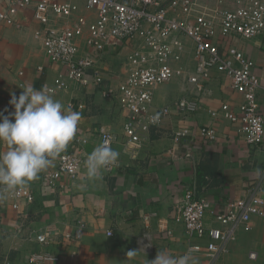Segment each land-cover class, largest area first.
<instances>
[{"label":"crops","instance_id":"crops-1","mask_svg":"<svg viewBox=\"0 0 264 264\" xmlns=\"http://www.w3.org/2000/svg\"><path fill=\"white\" fill-rule=\"evenodd\" d=\"M56 1L74 3L79 8L75 16L94 20L93 13L85 9V0ZM62 24L58 21L55 26ZM38 28L32 6L19 13L14 23L0 22V112L4 115L14 112L9 103L13 93L18 97L22 88L29 85L38 90L46 88L59 71L58 66L47 61L40 43L34 39L33 33ZM85 38L86 33L79 40L81 55L86 50ZM183 41L186 49L180 66L187 75L194 71L195 63L192 44ZM228 43L253 60L255 73L264 81L263 38ZM136 46V42L124 40L101 53L98 65L106 77L104 88L110 85L115 88L126 78L127 57ZM164 85L154 89L156 106L171 104L189 94L196 98L198 109L189 116H170L153 128L135 159L121 152L126 113L115 100L102 96L103 87L84 88L71 83L54 94L66 108L70 104L72 110L82 114L78 132L85 143L68 145L65 152L79 148L87 157L98 145L100 132L107 131L116 138L113 149L119 152V166L111 172L104 170L103 178L97 181L86 177L83 166L76 179L63 177L52 189L42 185L43 171L23 186L32 190V204L14 209V201L8 196L0 200V264H27L29 255L42 249L59 258L56 264H147L158 251H167L174 257L185 252L183 226L175 218L186 189L193 187L214 208L248 196L257 184L258 194L264 198V140L257 147L248 146L238 124L221 116L213 118L209 113L218 111L224 103L237 111L243 102L242 96L230 88L229 80L213 72L199 94L188 84L186 76ZM258 99L264 114L263 89L258 91ZM203 127L214 130L215 143L201 139L199 131ZM179 131H185L187 136L175 140ZM10 147L0 142V152ZM58 158L46 171L56 168ZM149 213L154 215L147 223L144 217ZM78 222L85 224L80 240L62 243L64 234L71 232ZM108 230L113 232L112 236L106 235ZM167 230L172 231V237H165ZM40 231L57 234L61 244L41 247L34 240L25 239ZM237 237L229 245L228 253L221 255L215 264L264 261V226L260 219L253 220L251 231L241 230ZM252 252L256 254L254 260L248 257ZM198 261L204 262L199 258Z\"/></svg>","mask_w":264,"mask_h":264},{"label":"built area","instance_id":"built-area-1","mask_svg":"<svg viewBox=\"0 0 264 264\" xmlns=\"http://www.w3.org/2000/svg\"><path fill=\"white\" fill-rule=\"evenodd\" d=\"M39 24L34 31L47 61L59 67L50 86L45 89L54 95L73 83L84 88H102L105 99L115 100L126 113L123 126L122 154L135 159L153 128L168 117H182L198 109L196 98L189 94L162 106L154 104V89L175 78L186 76L190 86L202 93L213 72L224 75L230 88L242 96L243 102L235 111L228 103L218 111H209L211 117L221 116L240 126L245 143L257 147L264 140V114L261 112L258 91L264 90V81L256 72L253 60L230 40H264V0H85V9L94 15L93 21L75 16L78 6L72 2L56 0H0V22L14 23V18L29 7ZM61 21L62 26L55 24ZM85 38V53L80 54L79 40ZM190 42L193 48L194 71L185 74L180 66L181 57ZM134 41L136 48L127 57V75L115 88H104L106 77L98 62L101 53L119 41ZM38 70H42L41 67ZM83 108L82 104L78 105ZM71 108V105H68ZM200 136L215 143L213 129L203 127ZM185 131L175 133V140L186 137ZM77 132L69 146L85 143ZM107 142L112 148L115 136L107 131L99 134L98 145ZM62 153L54 170L41 174L42 185L54 188L63 177L74 180L84 165L86 156L81 150ZM119 166H111V172ZM259 185L253 186L248 196L229 201L222 208H214L205 197L198 196L193 187L186 189L183 201L177 208L175 221L183 226L187 248L199 264H215L221 255L228 253L229 245L237 240L239 231H251L253 220L260 219L264 226V198ZM14 201L13 208L32 204L34 195L29 187H17L7 194ZM149 213L144 217L148 223ZM208 218V219H207ZM85 224L78 222L61 241L70 244L80 240ZM20 231V230H19ZM172 237V231L164 232ZM107 236L113 232L108 230ZM57 234L50 231L33 232L27 240L39 246L61 244ZM19 239V237H17ZM184 253L175 256L179 257ZM250 260L255 253L248 255ZM58 257L39 250L29 255L27 264H56Z\"/></svg>","mask_w":264,"mask_h":264},{"label":"clouds","instance_id":"clouds-1","mask_svg":"<svg viewBox=\"0 0 264 264\" xmlns=\"http://www.w3.org/2000/svg\"><path fill=\"white\" fill-rule=\"evenodd\" d=\"M22 89L18 97L13 93L9 101L14 112L9 115L0 112V142L11 146L0 152V200L52 167L76 137L82 119L79 111L66 108L47 89L38 90L30 85ZM118 157L119 152L107 142L95 146L84 161L86 177L90 181L101 180L103 171L115 166ZM147 264H199V261L191 251L179 257L158 251Z\"/></svg>","mask_w":264,"mask_h":264},{"label":"rangeland","instance_id":"rangeland-1","mask_svg":"<svg viewBox=\"0 0 264 264\" xmlns=\"http://www.w3.org/2000/svg\"><path fill=\"white\" fill-rule=\"evenodd\" d=\"M165 85H163V87H164ZM159 87H162V86H159ZM154 97H155V95H154ZM263 258V257H262ZM251 264H264V261H262V260H260V261H258V262H256V263H251Z\"/></svg>","mask_w":264,"mask_h":264}]
</instances>
